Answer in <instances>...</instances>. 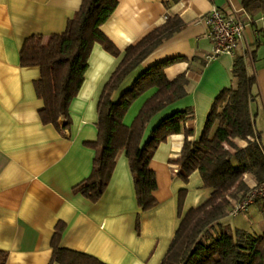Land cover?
<instances>
[{
    "label": "crops",
    "instance_id": "obj_1",
    "mask_svg": "<svg viewBox=\"0 0 264 264\" xmlns=\"http://www.w3.org/2000/svg\"><path fill=\"white\" fill-rule=\"evenodd\" d=\"M83 0H0V251L9 254L7 264H50L53 238L59 223L66 224L60 246L91 255L105 264H161L182 218L207 202L213 190L204 187L199 172L188 183L179 177L177 160L186 137L184 131L169 137L157 150L150 169L157 177L154 193L158 205L143 212L137 202L135 182L126 152L116 163L103 197L92 203L74 188L92 173L95 151L85 143L97 140L98 104L125 50L161 27L168 18L179 17L185 27L157 48L137 67L114 95L122 93L149 68L178 58L169 66L170 80L186 74L188 95L170 105L153 120L145 134L175 112L194 109V119L185 129L199 141L216 98L236 85L233 68L238 56L248 54V64L257 83L252 104L256 129L264 143V12H248L243 0H118V6L101 31L122 52L114 57L103 47H93L84 84L74 99L72 124L63 133L44 125L39 110L44 106L35 89L41 78L38 67L21 66L20 52L26 39L63 34ZM222 12L245 11V37L235 56L209 61L214 45L205 18L213 8ZM237 47V48H238ZM151 90L137 100L125 118L131 126ZM65 120H60L64 126ZM237 144L246 147L245 141ZM250 188L257 185L247 175ZM187 191L182 217L179 196ZM263 203L252 206L235 227L221 221L216 228L264 235ZM237 219V220H236Z\"/></svg>",
    "mask_w": 264,
    "mask_h": 264
},
{
    "label": "trees",
    "instance_id": "obj_2",
    "mask_svg": "<svg viewBox=\"0 0 264 264\" xmlns=\"http://www.w3.org/2000/svg\"><path fill=\"white\" fill-rule=\"evenodd\" d=\"M117 6L118 0H83L63 34L35 35L25 40L20 52L21 66L38 67L41 71L35 89L44 102L39 110L44 125H53L62 133L70 128V108L84 84L96 44L114 57L122 55L101 31ZM243 6L252 14L264 12V0H243ZM184 27L179 17L168 18L161 27L125 50L99 100L97 140L84 144L95 151L92 173L74 188V193L97 203L109 186L119 155L126 152L138 206L143 212L154 209L158 205L154 196L158 186L150 163L169 137L184 131L186 140L181 155L173 161L179 166V177L188 183L189 178L199 172L204 187L213 193L207 202L182 218L161 264H264V235L255 236L242 230L218 233L216 230L221 221L230 217L234 203L243 202L250 194L251 188L245 181L247 175L253 177L257 185L264 183V143L252 114L257 78L248 64V54L236 58L233 68L236 85L223 90L216 98L199 141L190 140L193 131L185 129L186 123L194 119L193 108L163 119L145 141L146 131L157 115L188 95L186 74L170 80L165 73L182 58L149 68L114 100L131 73ZM154 89L155 94L144 103L132 125H126L125 118L134 103ZM60 120L66 121L64 126L60 125ZM237 140L245 141L247 146H239ZM186 195L187 191L180 192V217ZM260 203H263L264 215V201ZM65 229L63 222L56 227L50 264H105L91 255L62 248L60 240ZM8 258V253L0 251V264H7Z\"/></svg>",
    "mask_w": 264,
    "mask_h": 264
},
{
    "label": "built area",
    "instance_id": "obj_3",
    "mask_svg": "<svg viewBox=\"0 0 264 264\" xmlns=\"http://www.w3.org/2000/svg\"><path fill=\"white\" fill-rule=\"evenodd\" d=\"M243 10L222 12L213 8L206 16L205 21L209 28V36L213 42L214 50L208 58L216 60L223 55L235 56L239 42L245 37L247 22L250 17ZM264 201V183L252 187L248 197L241 203H234L230 217H237L246 213L251 206Z\"/></svg>",
    "mask_w": 264,
    "mask_h": 264
},
{
    "label": "rangeland",
    "instance_id": "obj_4",
    "mask_svg": "<svg viewBox=\"0 0 264 264\" xmlns=\"http://www.w3.org/2000/svg\"><path fill=\"white\" fill-rule=\"evenodd\" d=\"M236 52H239V47L237 48ZM240 216L241 217H239V219H243L245 215L244 214H241ZM234 218H236V217H229V220L224 222L225 225L227 224V226H229V227H231V229H233L235 227V224H234L235 220H234Z\"/></svg>",
    "mask_w": 264,
    "mask_h": 264
}]
</instances>
